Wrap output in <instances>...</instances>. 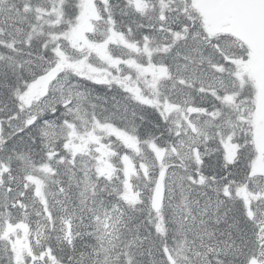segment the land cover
<instances>
[{"label":"snow or ice","instance_id":"1","mask_svg":"<svg viewBox=\"0 0 264 264\" xmlns=\"http://www.w3.org/2000/svg\"><path fill=\"white\" fill-rule=\"evenodd\" d=\"M0 264H264V0H0Z\"/></svg>","mask_w":264,"mask_h":264}]
</instances>
